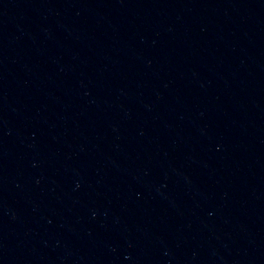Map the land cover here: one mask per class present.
Listing matches in <instances>:
<instances>
[{
  "label": "water",
  "instance_id": "1",
  "mask_svg": "<svg viewBox=\"0 0 264 264\" xmlns=\"http://www.w3.org/2000/svg\"><path fill=\"white\" fill-rule=\"evenodd\" d=\"M0 264H264V0H0Z\"/></svg>",
  "mask_w": 264,
  "mask_h": 264
}]
</instances>
